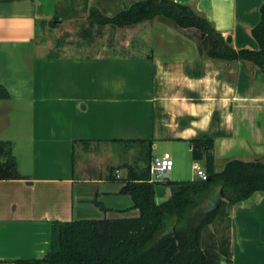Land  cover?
Segmentation results:
<instances>
[{
	"label": "crops",
	"instance_id": "crops-1",
	"mask_svg": "<svg viewBox=\"0 0 264 264\" xmlns=\"http://www.w3.org/2000/svg\"><path fill=\"white\" fill-rule=\"evenodd\" d=\"M175 1L231 36L233 48L259 47L252 29L264 0ZM37 3L0 0V84L10 95L0 99V140L11 141L24 176L0 179V264L44 257L55 220L138 216L120 193L126 165L168 156L170 180L193 179L190 140L200 134L214 139L217 171L232 159L264 161V72L256 64L212 59L161 17L150 57H37ZM170 197L159 183L157 203ZM230 216L232 260L221 264H264V191Z\"/></svg>",
	"mask_w": 264,
	"mask_h": 264
},
{
	"label": "trees",
	"instance_id": "trees-1",
	"mask_svg": "<svg viewBox=\"0 0 264 264\" xmlns=\"http://www.w3.org/2000/svg\"><path fill=\"white\" fill-rule=\"evenodd\" d=\"M260 22L252 29L257 49H235L211 22L190 5L175 0H136L112 16L92 8L88 27L82 33L87 45L101 37L106 26L119 31L144 28L139 47L123 46L122 53L102 57H150L152 53V21L161 17L191 33L199 40L200 50L212 59L250 61L264 72V4ZM38 28V20H36ZM131 50L130 53L127 50ZM35 55L46 57L36 46ZM58 50L47 57L58 58ZM9 92L0 84V99ZM192 157L202 161L206 180H170L162 182L171 189V197L156 201V187L151 181L150 158L146 165H126L125 184L120 193L130 195L136 217L55 220L51 228V247L42 258H19L13 264H221L231 262V216L233 205L264 191V161L232 159L216 170L214 139L200 134L190 140ZM88 144L87 140L83 141ZM151 154L152 142H147ZM11 141L0 140V179H23ZM95 204L108 210L101 202ZM227 218L225 231L217 224ZM214 227V228H213ZM220 231V232H219Z\"/></svg>",
	"mask_w": 264,
	"mask_h": 264
},
{
	"label": "rangeland",
	"instance_id": "rangeland-1",
	"mask_svg": "<svg viewBox=\"0 0 264 264\" xmlns=\"http://www.w3.org/2000/svg\"><path fill=\"white\" fill-rule=\"evenodd\" d=\"M135 1L38 0L37 20L39 27L37 29L36 46L40 48L44 56H47L52 50H58L63 56L72 57L115 55L122 53L123 46L129 43V47H133V45L134 47H139L142 43L140 34L144 30L141 27L133 31H130L131 29L119 31L111 26H106L102 36L96 38V41L92 45H87L82 37V33L88 27L92 8L97 9L103 15L112 16L119 10L129 7ZM197 41L199 42L198 39ZM127 52L130 53L131 50L128 49ZM173 168L170 174L171 178H173ZM227 223V218H224L217 224L221 233L225 231ZM4 264L13 263L12 261H6Z\"/></svg>",
	"mask_w": 264,
	"mask_h": 264
},
{
	"label": "built area",
	"instance_id": "built-area-1",
	"mask_svg": "<svg viewBox=\"0 0 264 264\" xmlns=\"http://www.w3.org/2000/svg\"><path fill=\"white\" fill-rule=\"evenodd\" d=\"M173 166L174 162L168 156L153 159L150 164L151 181L162 183L169 179ZM193 167L195 171L194 179L206 180L208 178L206 169L200 164V161H195ZM116 176L120 177L119 171L116 172Z\"/></svg>",
	"mask_w": 264,
	"mask_h": 264
},
{
	"label": "water",
	"instance_id": "water-1",
	"mask_svg": "<svg viewBox=\"0 0 264 264\" xmlns=\"http://www.w3.org/2000/svg\"><path fill=\"white\" fill-rule=\"evenodd\" d=\"M226 42H227L228 44H231V42H232V38H231V36H228V37L226 38Z\"/></svg>",
	"mask_w": 264,
	"mask_h": 264
}]
</instances>
